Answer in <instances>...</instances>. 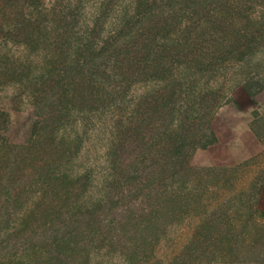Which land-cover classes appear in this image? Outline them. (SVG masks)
<instances>
[{
  "label": "trees",
  "instance_id": "1",
  "mask_svg": "<svg viewBox=\"0 0 264 264\" xmlns=\"http://www.w3.org/2000/svg\"><path fill=\"white\" fill-rule=\"evenodd\" d=\"M85 4L0 0V264H264V175L231 194L237 170L196 161L264 78V0Z\"/></svg>",
  "mask_w": 264,
  "mask_h": 264
},
{
  "label": "rangeland",
  "instance_id": "2",
  "mask_svg": "<svg viewBox=\"0 0 264 264\" xmlns=\"http://www.w3.org/2000/svg\"><path fill=\"white\" fill-rule=\"evenodd\" d=\"M100 1L85 0V12H93ZM40 2L44 9L51 10L56 0ZM122 6L118 5L116 10L120 12ZM257 79L255 77L250 80L247 90L237 87L227 94L213 117L208 137L196 151V161L201 166L237 170V181L231 194L246 191L260 174L264 175V141H259L251 130L253 121H264V78ZM227 83L229 85L230 81ZM12 91V87L5 88L0 92V98ZM7 110V106L0 101V113ZM11 120L19 135L27 139L35 123L31 110L28 108L21 113H13ZM211 198L212 207L224 199L215 196ZM256 207L260 214L258 220L264 221V183L261 185Z\"/></svg>",
  "mask_w": 264,
  "mask_h": 264
}]
</instances>
